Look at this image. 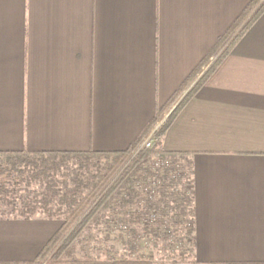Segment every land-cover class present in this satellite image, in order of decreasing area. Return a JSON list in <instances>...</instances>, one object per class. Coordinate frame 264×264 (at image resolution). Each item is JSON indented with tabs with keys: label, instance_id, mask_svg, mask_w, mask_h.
<instances>
[{
	"label": "crops",
	"instance_id": "0c3cea01",
	"mask_svg": "<svg viewBox=\"0 0 264 264\" xmlns=\"http://www.w3.org/2000/svg\"><path fill=\"white\" fill-rule=\"evenodd\" d=\"M249 1L0 0V151H114L142 140ZM161 146L192 161L195 254L155 264H264V11ZM60 225L0 219V264H45L37 256Z\"/></svg>",
	"mask_w": 264,
	"mask_h": 264
},
{
	"label": "trees",
	"instance_id": "16d2710c",
	"mask_svg": "<svg viewBox=\"0 0 264 264\" xmlns=\"http://www.w3.org/2000/svg\"><path fill=\"white\" fill-rule=\"evenodd\" d=\"M263 11L264 0H250L236 24L218 37L212 51L217 55L210 62L208 55L183 82L180 91L187 90L156 128L151 148H139V139L114 151H0V219L61 222L37 262L155 264L194 258L192 161L186 153L164 150L161 139Z\"/></svg>",
	"mask_w": 264,
	"mask_h": 264
},
{
	"label": "built area",
	"instance_id": "2783aa9c",
	"mask_svg": "<svg viewBox=\"0 0 264 264\" xmlns=\"http://www.w3.org/2000/svg\"><path fill=\"white\" fill-rule=\"evenodd\" d=\"M161 124V123H160ZM159 124V125H160ZM158 125V126H159ZM157 126V127H158ZM156 127V128H157ZM156 128H155V130H156ZM155 130L153 131V132H151L148 136H146L145 138H143V140L140 142V144H139V148L140 147H146V148H151L152 146H154V144H155V141H156V138H155V136H154V132H155ZM158 163L159 164H163L164 162L163 161H161V160H159L158 161Z\"/></svg>",
	"mask_w": 264,
	"mask_h": 264
},
{
	"label": "rangeland",
	"instance_id": "374dc122",
	"mask_svg": "<svg viewBox=\"0 0 264 264\" xmlns=\"http://www.w3.org/2000/svg\"><path fill=\"white\" fill-rule=\"evenodd\" d=\"M165 117H166V116H165ZM165 117H164V119H165ZM164 119H163V120H164ZM163 120H162V121H163ZM162 121H161V122H162ZM157 126H158V125H157ZM142 140H143V139H142ZM142 140H141V141H142Z\"/></svg>",
	"mask_w": 264,
	"mask_h": 264
}]
</instances>
